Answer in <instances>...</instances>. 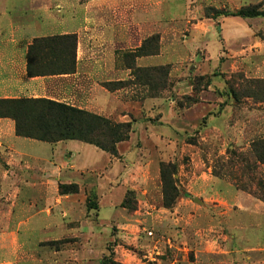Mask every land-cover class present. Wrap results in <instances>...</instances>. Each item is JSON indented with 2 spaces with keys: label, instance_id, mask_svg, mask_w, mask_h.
<instances>
[{
  "label": "crops",
  "instance_id": "crops-1",
  "mask_svg": "<svg viewBox=\"0 0 264 264\" xmlns=\"http://www.w3.org/2000/svg\"><path fill=\"white\" fill-rule=\"evenodd\" d=\"M198 2L0 0V99H48L111 119L125 92H110L103 84L131 79L123 54L135 52L154 34L160 36L159 54L136 58L137 67L169 64L179 55L191 61L199 51L209 55L215 41L216 57L224 50L264 55V42L253 24L257 18L213 13L204 17ZM67 35L76 37L75 71L28 77L26 52L33 39ZM252 72L264 75V68L252 67ZM20 138L12 120L0 119V264H95L94 236L110 231L123 213L116 208L117 196L111 194L114 188L109 182L117 184L125 172L121 175V166L102 151L99 155L106 164L96 169L84 161L72 162L77 152L62 145L69 141L42 147L47 154L34 156L25 147L32 145ZM101 169L107 177H102ZM60 184H77L79 192L61 195ZM85 190L97 199L91 209L86 207ZM222 198L236 206L216 211L218 233L226 226L230 241H214L202 250L200 243L194 261L183 255L180 263L264 264V203L243 192ZM63 239L70 247H47ZM119 248L112 251L114 261L144 264Z\"/></svg>",
  "mask_w": 264,
  "mask_h": 264
},
{
  "label": "rangeland",
  "instance_id": "rangeland-1",
  "mask_svg": "<svg viewBox=\"0 0 264 264\" xmlns=\"http://www.w3.org/2000/svg\"><path fill=\"white\" fill-rule=\"evenodd\" d=\"M198 3L204 17L214 15L216 7L225 14L248 6H260L264 11V0ZM256 18L253 24L264 42V17ZM158 37L156 55L160 52ZM214 45L217 41L210 45L209 55L202 50L191 61L179 55L169 64L138 67H166L165 90L152 91L143 82L127 83L134 80L133 76L123 81L121 89L125 93L110 120L130 122L131 132L127 141L117 145L115 157L106 153L121 166L120 174L125 172L124 179L121 177L117 184L109 182L114 188L111 194L117 196L116 208L123 213L119 220L115 219L118 222L114 221L110 231H98L94 236L95 264H101L100 257L108 256L116 246L144 264L180 263L183 255L192 262L200 251V243L202 250L214 241L219 244L230 241L231 233L226 226L218 233L216 211L226 212L236 206L222 195L243 192L253 198L255 193L264 197V169L257 167L254 172L249 169L253 167L251 143L264 138V93L248 85L250 80L264 81V75L255 76L252 72V67L264 68V55L247 52L233 55L223 49L216 57ZM123 55L126 66L137 67L136 58L127 56L129 53ZM19 140L32 145L25 147L34 156H45L47 151L42 147L50 145ZM62 145L64 150L68 149L66 146L72 147V154L77 152L72 162L84 161L96 169L106 164V158L94 146L77 141ZM100 171L102 177L108 176L104 169ZM85 196L86 207L97 203L91 192L87 191ZM255 234L257 241L258 233ZM67 241L63 239L47 247L65 249L70 247Z\"/></svg>",
  "mask_w": 264,
  "mask_h": 264
},
{
  "label": "trees",
  "instance_id": "trees-1",
  "mask_svg": "<svg viewBox=\"0 0 264 264\" xmlns=\"http://www.w3.org/2000/svg\"><path fill=\"white\" fill-rule=\"evenodd\" d=\"M220 14L243 19L264 17V11L260 10V6L244 7L230 14L217 11L214 16ZM262 39L264 41V35ZM158 50L159 37L152 35L145 39L135 52L129 53L130 55L127 56H131L135 60L138 57L156 55ZM75 51L76 37L74 35L33 39L26 52L27 76L73 73L75 71ZM128 67L131 69L134 80L127 83L143 82L145 83L143 85L150 86L152 91L166 89L165 82H163V78L167 77L166 67L149 69ZM248 83L254 91L259 90L264 93V81L250 80ZM124 85V82H110L104 83L103 86L111 91L112 89H121ZM3 118L13 121L17 137L49 144L78 141L94 146L112 157L117 154V145L127 141L131 132L130 122H114L103 116L42 98L0 99V119ZM251 157L253 158V167L249 169H253V172L257 167L264 169V138H258L251 143ZM166 185H168V181ZM78 190L76 184H60L58 187V192L61 195L76 194ZM254 197L264 202V197L256 195V193ZM59 242L62 240L48 244L54 245ZM101 264L120 263L114 261L113 253L110 252L108 256L103 257Z\"/></svg>",
  "mask_w": 264,
  "mask_h": 264
}]
</instances>
